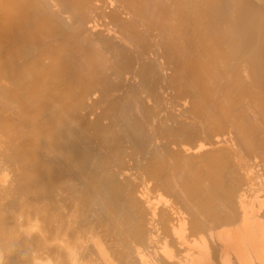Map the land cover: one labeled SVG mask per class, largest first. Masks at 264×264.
<instances>
[{"label":"bare ground","instance_id":"bare-ground-1","mask_svg":"<svg viewBox=\"0 0 264 264\" xmlns=\"http://www.w3.org/2000/svg\"><path fill=\"white\" fill-rule=\"evenodd\" d=\"M112 1L0 0V264H264V0Z\"/></svg>","mask_w":264,"mask_h":264},{"label":"rangeland","instance_id":"rangeland-1","mask_svg":"<svg viewBox=\"0 0 264 264\" xmlns=\"http://www.w3.org/2000/svg\"><path fill=\"white\" fill-rule=\"evenodd\" d=\"M101 2H98V4L96 3V5H97V7H99L98 8V10L96 11L97 13H99V14H105V15H107V13H109L111 10H113V8L115 7V4H114V1H112V0H100ZM113 3H112V2ZM112 4H111V3ZM262 4V3H261ZM117 6V5H116ZM254 6H255V4H254ZM101 12V13H100ZM104 15V16H105ZM123 16L121 17V19L122 20H128V17H126L125 16V14H122ZM108 20V18H100L99 19V21H98V26L96 27L97 29H95L94 28V30H96V31H93V30H90V27H88L89 28V30L90 31H93V32H98V31H100L103 35H105V36H108V37H113V36H115L117 33H111V32H115L114 30H112L111 29V25H110V23H109V20ZM109 25V26H108ZM111 26V27H110ZM110 27V28H109ZM91 29H93V28H91ZM110 29V30H109ZM140 30V29H139ZM142 30V29H141ZM108 31H109V33H108ZM150 32V31H149ZM111 33V35H109ZM152 33V34H151ZM151 33H149L150 34V36L148 35V41H149V45H151V47H150V51H149V56L148 55H145L144 56V58H142V61H143V63L145 62V63H147V62H153V63H155L156 65H159V67L161 66V68H162V70H164V71H162V72H160V69L158 70V68L157 69H155L154 68V70L156 71L155 72V74H154V78L158 81V84H157V95L160 97V99H165V101L163 100V103H162V100H161V103L163 104H160L159 105V109L158 110H160L161 112L159 113V118H162V120H164V118L166 119V116H169L170 118H174V119H170V121H172L173 123H171L169 120L167 121V126H172V124H174L175 125V123L176 122H174V121H176L177 119V121L179 122V121H186L187 123L188 122H190V120H189V117H188V113H187V110L189 109V106H191L190 104H191V99L189 98L190 96H188V94L185 96V94L186 93H184V96L181 94V97H180V94H179V90L177 89V83H175L174 82V64L173 63H175L174 61H172V60H175L174 58L172 59V57H170V59L169 58H167V57H169L167 54H166V56H163L164 54H165V52L163 51V47L161 46V44H162V40L160 41L159 40V38L160 39H162L161 38V34H160V32L158 31V30H151ZM113 35V36H112ZM152 37V38H151ZM115 40L117 39V38H114ZM160 44H159V43ZM154 44V45H153ZM160 47H159V46ZM163 51V52H162ZM159 52V53H158ZM164 53V54H163ZM161 54V55H160ZM159 55V56H158ZM160 56H163V57H160ZM140 58V59H141ZM151 58V59H150ZM146 60V61H145ZM166 60V61H165ZM238 64V65H237ZM236 65L240 68V66H239V63H236ZM235 65V66H236ZM163 66V67H162ZM165 67V68H164ZM234 67V66H233ZM234 69H235V67H234ZM241 69H239V71H240ZM244 70V69H243ZM172 71H173V74H172ZM239 71H237L238 73H239ZM242 71V70H241ZM240 71V72H241ZM238 73H237V75H238ZM240 74H242V72L240 73ZM239 74V76L238 77H240V79H242V76H243V79H245L244 78V75L242 74V75H240ZM169 75V76H168ZM173 75V76H172ZM159 76V77H158ZM130 77V76H129ZM128 77V78H129ZM128 78H126V79H124L125 81L127 80L128 81ZM225 80H229V77H226L225 76ZM160 79V80H159ZM172 79V80H171ZM243 79H242V82H243V84L245 83V82H247V80L245 79V82L243 81ZM132 80V79H131ZM130 80V78H129V82H133V81H131ZM134 80V79H133ZM136 80V79H135ZM134 80V83H132V84H134V85H136L137 84V80L135 81ZM123 82V84H127V85H132V84H128V82ZM241 81V80H240ZM134 85H132V86H134ZM161 86V87H160ZM176 86V87H175ZM129 87V86H128ZM159 88H160V90H159ZM174 88V89H173ZM164 89V90H163ZM176 89H177V91H176ZM182 91H180V93H181ZM178 93V94H177ZM115 94V93H114ZM119 94V95H118ZM121 92L120 93H116V95H114V97L113 98H117V97H120L121 95ZM98 95V93H96L94 96H92V97H95V96H97ZM92 97H90L91 99H95V98H92ZM184 97V98H183ZM169 98V99H168ZM108 99H111L110 97H106V99L104 98L102 101H104V103H105V100H106V102L108 101ZM174 99V100H173ZM181 100V101H180ZM170 101V102H169ZM173 102V103H172ZM88 104L90 103V100L87 102ZM149 104H151V103H149ZM188 104V105H187ZM188 108V109H187ZM178 110V111H177ZM186 111L185 113H187V119L185 118V116L183 117V115H184V113H183V111ZM190 110V109H189ZM188 110V111H189ZM97 111V110H96ZM96 111H94V113H92L91 115H93L94 117H95V115L94 114H98V112H100L99 110H98V112H96ZM182 111V113H180ZM182 115V117L180 116V114ZM179 114V115H178ZM90 115V114H89ZM179 117H178V116ZM3 116H6V114H4ZM90 118H88V119H90V120H93L92 119V117L91 116H89ZM164 117V118H163ZM186 122H185V124H186ZM184 123V122H183ZM173 125V126H174ZM230 138H231V141H230ZM234 138V135H229L228 136V134L226 133V134H223L222 136L221 135H218L217 137L215 136L214 138H213V140H212V138H211V142H213V143H211V146L210 147H220V148H223L222 146H225V145H229V142L230 143H234V141L233 140H235V139H233ZM1 140H3V139H1ZM1 140H0V142H1ZM216 140V141H215ZM221 140H223V141H221ZM228 140V141H227ZM225 141V142H224ZM162 143H164V141L162 142ZM225 143V144H224ZM1 145V147L2 148H4V143H0ZM3 144V145H2ZM170 147H173V146H171L170 145ZM207 147L209 148V146L207 145ZM207 147H205V149L204 150H206V149H208ZM2 148H0V152H1V150H2ZM174 149H175V147H174ZM176 150V149H175ZM190 152L192 153L193 151H191L190 150ZM189 151L187 152V153H190ZM194 153V152H193ZM249 158H250V160H249ZM0 159H2L1 157H0ZM258 159V160H257ZM247 160H248V164H252L251 166H253L252 167V169H254V171H252V174H256L257 175V173L259 174V175H257V176H259L260 177V175H261V178H264V163H262V161H261V159H259V158H255V160L256 161H254V158H252L251 159V157H248L247 158ZM256 164V165H255ZM262 173V174H261ZM252 174H251V176H252ZM10 175H12V174H10ZM9 175V176H10ZM254 176V175H253ZM260 178V179H261ZM8 179V178H7ZM258 181V180H257ZM256 181V182H257ZM262 181H264V179H262ZM254 188V187H253ZM255 189H257L256 187H255ZM259 196H260V198H262V197H264V194H259ZM150 197H152L151 196V194H150ZM262 199H264V198H262ZM163 208L162 206H159V208ZM262 213H264V211H261V213L260 214H262ZM168 240H169V242H171V243H173L174 244V242L173 241H175L174 239H169L168 238ZM167 240V241H168ZM176 247V246H175ZM177 248V247H176Z\"/></svg>","mask_w":264,"mask_h":264}]
</instances>
